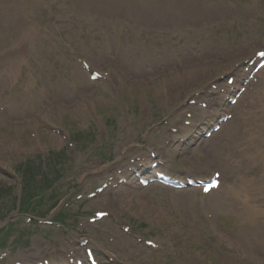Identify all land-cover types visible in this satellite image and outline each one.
<instances>
[{
    "label": "rangeland",
    "instance_id": "obj_1",
    "mask_svg": "<svg viewBox=\"0 0 264 264\" xmlns=\"http://www.w3.org/2000/svg\"><path fill=\"white\" fill-rule=\"evenodd\" d=\"M160 1L177 13L147 18L134 0H0V185L8 200L25 181L27 198L50 186L66 209L57 221L47 204V218L10 215L0 264L85 263V249L99 264H264V159L237 126L264 112V68L247 77L264 50V0ZM154 171L216 173L221 186L138 185Z\"/></svg>",
    "mask_w": 264,
    "mask_h": 264
},
{
    "label": "bare ground",
    "instance_id": "obj_2",
    "mask_svg": "<svg viewBox=\"0 0 264 264\" xmlns=\"http://www.w3.org/2000/svg\"><path fill=\"white\" fill-rule=\"evenodd\" d=\"M136 1L140 6L137 8L141 9L143 11L142 16H145L147 18L153 17V18H170L174 14L177 13L178 9L172 5H168L163 3L160 0H134ZM187 5H189L187 3ZM170 16V17H169ZM172 27L178 28L182 25V23H176L175 19H172ZM181 30V29H180ZM260 49H256V51H259ZM252 54V53H251ZM252 59V57L250 58ZM249 59V60H250ZM122 79L125 81V84L128 83V79L126 76H121ZM178 77V76H177ZM211 79V78H210ZM174 89L179 91L177 86H174ZM254 89V87H253ZM252 89V90H253ZM172 86L167 88L164 91V95L167 100H170ZM248 94H253L252 91H248ZM254 96L251 95L250 98H253ZM255 98V97H254ZM254 98L250 102L246 103L247 108L242 111V113L245 115L246 120L249 122L251 118L253 117V107H254ZM219 99H222V96L219 97ZM238 106V105H237ZM236 106V107H237ZM258 123L256 125H252V128H246L244 127V123H239L237 126H239L240 131L242 132V135H244V141H242L243 145H246L247 147L254 148L255 154L258 160L264 159L263 155V144L261 143L259 139V135L261 133H264V112H260L258 115ZM249 125H251V122H249ZM250 127V126H249ZM238 129L236 128L232 134L233 137L237 138ZM264 142V138L262 139ZM221 186V185H220ZM218 189V188H217ZM211 190L208 192L210 193ZM259 230H257V235L259 236L260 241H263L264 239V230L257 227Z\"/></svg>",
    "mask_w": 264,
    "mask_h": 264
},
{
    "label": "trees",
    "instance_id": "obj_3",
    "mask_svg": "<svg viewBox=\"0 0 264 264\" xmlns=\"http://www.w3.org/2000/svg\"><path fill=\"white\" fill-rule=\"evenodd\" d=\"M31 169H30V167H29V165H27L26 167H25V169H24V173L25 174H28V173H30L31 171H30ZM1 187H0V191H1ZM0 193H2V192H0ZM1 217H4V215H2Z\"/></svg>",
    "mask_w": 264,
    "mask_h": 264
},
{
    "label": "snow or ice",
    "instance_id": "obj_4",
    "mask_svg": "<svg viewBox=\"0 0 264 264\" xmlns=\"http://www.w3.org/2000/svg\"><path fill=\"white\" fill-rule=\"evenodd\" d=\"M261 55H264V53H261ZM207 190V189H206Z\"/></svg>",
    "mask_w": 264,
    "mask_h": 264
}]
</instances>
